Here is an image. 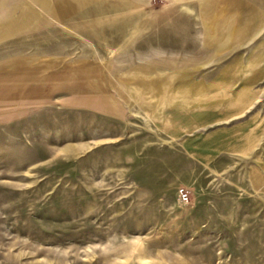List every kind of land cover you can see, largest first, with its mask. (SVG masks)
<instances>
[{"label": "rangeland", "instance_id": "rangeland-1", "mask_svg": "<svg viewBox=\"0 0 264 264\" xmlns=\"http://www.w3.org/2000/svg\"><path fill=\"white\" fill-rule=\"evenodd\" d=\"M32 1L0 42V83L45 80L0 86V264H264V0Z\"/></svg>", "mask_w": 264, "mask_h": 264}, {"label": "crops", "instance_id": "crops-1", "mask_svg": "<svg viewBox=\"0 0 264 264\" xmlns=\"http://www.w3.org/2000/svg\"><path fill=\"white\" fill-rule=\"evenodd\" d=\"M45 13L41 10L39 6H37L32 0H0V42L6 40L12 34L22 33V31L33 30L35 28H39V26L44 22L45 23ZM6 20V21H5ZM8 22L7 24H5ZM5 24V25H4ZM3 64V63H2ZM6 67V66H5ZM11 69L17 68L18 70H10L4 71L7 73H11L13 76L8 81H4L0 83L1 87H4L6 90L10 88L7 92L6 100L8 103H11L12 106L16 107L18 104L20 107L24 108L28 104H32L33 102L39 101V99L44 98L42 96L33 97V102L28 104H23L20 101H13V98H18L24 100L28 94V88L24 83L26 76L34 77L36 81V89L37 92L41 91L42 86L45 83L44 77L41 76L39 69L37 68L36 71L34 69H22L21 67L16 66H8ZM26 70V71H24ZM38 70V71H37ZM29 71V72H28ZM42 84L39 86L38 84ZM11 85V86H10ZM50 86L52 87V82H50ZM39 88H41L39 90ZM50 88V87H49ZM54 88V87H53ZM34 92V91H33ZM19 93L20 95H17ZM33 94V93H32ZM37 95V94H36ZM10 99H9V98ZM27 100V99H26ZM7 102V101H6ZM17 103V104H15ZM10 105V109L14 108Z\"/></svg>", "mask_w": 264, "mask_h": 264}, {"label": "bare ground", "instance_id": "bare-ground-1", "mask_svg": "<svg viewBox=\"0 0 264 264\" xmlns=\"http://www.w3.org/2000/svg\"><path fill=\"white\" fill-rule=\"evenodd\" d=\"M227 2H228V1H227ZM236 4H237V3H236ZM235 7H236V6H235ZM205 8H206L207 12H209V11L211 10L210 7H208V9H207V6H206ZM216 8H217V7H216ZM237 9H238V7H237ZM243 11H244V10H243ZM226 12H227V11H226ZM234 12H237V11L234 10ZM231 13H232V12H231ZM237 13H238V12H237ZM214 14H215V13H214ZM217 14H218V13H217ZM221 15H222V14H221ZM232 15H233V14H232ZM238 15H239V14H238ZM215 16H216V15H215ZM218 16H219V15H218ZM225 16H226V15H225ZM242 16H243V15H242ZM242 16H241V17H242ZM211 17H213V16H211ZM241 17H240V18H241ZM208 18L210 19V17H208ZM208 18H207V19H208ZM229 18H230V17H229ZM211 19H212V18H211ZM226 20H227V19H226ZM226 20H225V22H226ZM214 21H215V23H216V24L214 23V25H219L218 23H220V21H222V19H221V18H216ZM229 21H230V20H229ZM235 21H236V20H235ZM211 24H213V23H211ZM205 26H206V25H205ZM224 27H225V26H224ZM225 28H226V27H225ZM207 32H208V31H207ZM223 32H225V30H224ZM137 33H138V32H137ZM214 35H215V34H214ZM214 35H213V36H214ZM218 36H219V35H218ZM207 37H210V36L208 35ZM212 38H213V37H212ZM208 42H209V41H208ZM210 44H211V43H210ZM5 68H7V67H5ZM174 68H175V67H174ZM0 69H1V68H0ZM8 69H9V67H8ZM1 70H3V69H1ZM1 70H0V71H1ZM28 72H29V71H28ZM170 72H171V71H170ZM156 73H157V72H156ZM129 74H130V73H129ZM166 75H167V74H166ZM177 75H178V73H177ZM179 75H180V74H179ZM163 76H164V74H163ZM163 76H162V77H163ZM33 78H34V77H33ZM142 78H143V77H142ZM142 78H141V79H142ZM157 79H158V78H157ZM157 79H156V80H157ZM166 79H167V78H166ZM172 79H173V78H172ZM143 80H144V79H143ZM150 80H152V79H150ZM170 80H171V79H170ZM170 80H169V81H170ZM174 80H175V79H174ZM154 81H155V80H154ZM158 81H159V79H158ZM163 82H164V81H163ZM163 82H162V83H163ZM35 83H36V82H35ZM141 83H142V82H141ZM141 83H140V84H141ZM148 83H149V82H148ZM157 83H158V82H157ZM169 83H170V82H169ZM40 84H41V83H40ZM140 84H139V85H140ZM153 84H154V83H153ZM167 84H168V83H167ZM148 85H149V84H148ZM156 85H157V84H156ZM10 86H11V85H10ZM130 88H132V86H131ZM39 89H40V88H39ZM153 90H155V89H153ZM157 90H158V89H157ZM40 92H41V91H40ZM156 92H157V91H156ZM162 93H163V92H162ZM34 94H35V92H34ZM149 94H150V93H149ZM32 95H33V94H32ZM32 95H31V96H32ZM132 95H133V94H132ZM146 95H147V94H146ZM36 96H37V95H36ZM152 96H153V95H152ZM159 96H160V95H159ZM38 97H39V96H38ZM172 98H173V97H172ZM161 99H162V98H161ZM146 104H147V102H146ZM152 107H153V106H152ZM184 107H186L185 104H184Z\"/></svg>", "mask_w": 264, "mask_h": 264}]
</instances>
